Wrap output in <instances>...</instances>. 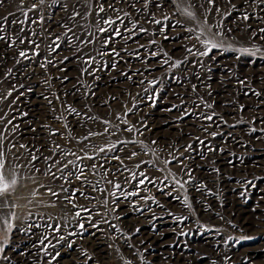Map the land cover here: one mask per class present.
I'll return each instance as SVG.
<instances>
[{"label":"rangeland","instance_id":"obj_1","mask_svg":"<svg viewBox=\"0 0 264 264\" xmlns=\"http://www.w3.org/2000/svg\"><path fill=\"white\" fill-rule=\"evenodd\" d=\"M115 28L131 38L105 45ZM261 28L252 0H4L0 153L18 183L0 264H264ZM201 29L222 45L204 56Z\"/></svg>","mask_w":264,"mask_h":264},{"label":"snow or ice","instance_id":"obj_2","mask_svg":"<svg viewBox=\"0 0 264 264\" xmlns=\"http://www.w3.org/2000/svg\"><path fill=\"white\" fill-rule=\"evenodd\" d=\"M40 2L43 3L44 0H40ZM209 2H213V0H209ZM229 2H231V0H229ZM246 2H247V0H246ZM3 3H4V0H0V5H3ZM252 3L258 4V5L261 7V10L264 11V0H252ZM35 7H36V5H33V8H35ZM233 7H234V5H233ZM113 10H114V11H118V9H113ZM98 11H99V12H103V11H104V8L101 6V7H99ZM76 15H79V13H76ZM187 15L192 16L193 14L190 13V12H188ZM248 18H249V17H248L247 14H245L244 17H243V19H245V20H247ZM117 19H120V17H117ZM105 23H107L108 25H112V24H115L116 21H115V20H112V19H106V20H105ZM155 23H161V22H160V21H155ZM137 30L140 31V32H145V31H147L146 29H143V28L136 29V26H135V25H133V28H132V29H126V31L132 33V35H134V34H135V31H137ZM68 31H71V29H68ZM99 31H100V32H107L108 29L101 27V28L99 29ZM190 31H192V30L190 29ZM259 31H260V33H264V28H261ZM203 34H204V33H203V29H201L200 34L196 37V39H197L198 41H200V43L203 45V47H204V49H205L204 51H202V52L199 53L201 56L208 55V53L211 52L213 49H217V48H220V47L222 46L221 43L218 42V41L215 39V37H208V38H205L204 40H200V35H203ZM89 35H90V33H89ZM219 35H222V34H220V33L215 34V36H219ZM115 37H120L121 39H124V40H128V39L131 38V36H124V34H123L122 32H120L119 28H115V29H113V31H112V33L110 34V36H109L108 38H106L105 41H104L103 43H104L105 45H107L108 43H112V42H114ZM262 38H264V37H262ZM56 39L59 40V37H57ZM83 43H85V44H87V43H92V41H91V40H86V41H83ZM151 43H155V41H152ZM36 47L38 48L39 45L37 44ZM55 48H59V44H58V43L55 44ZM55 48H53V51L55 50ZM187 51H188V52H191L192 49L189 48V49H187ZM237 51L241 52L242 54H249V53H250V54H252V55H255V52H251V50L248 49V48L238 49ZM257 51H258V49H257ZM35 54L38 55V53H35ZM104 54H105V53H100L101 56L104 55ZM107 54H110V55H112V56H114V57H118V56H119V52H117L114 48L111 50L110 53H107ZM19 55H20V56H26L27 53L21 51V52L19 53ZM137 55H138V53H137ZM165 55H166V54H165ZM67 59H68V57H65V58H64V60H67ZM94 60H95L94 57H92V56H88V58H87L86 60H83V61H82V63H83L84 65H87V67H85V68L82 69V73H84V72H88V67H91V65L93 64ZM62 62H63V61H62ZM163 63H164V64H168L169 61H168L167 59H165V60L163 61ZM176 63L179 64V63H181V62H180V61H177ZM115 64H116V61L114 60V61H113V64H112V67H115ZM40 66H41V67H45L46 65L41 64ZM103 66H104V65H102V67H103ZM98 70H99V69H93V71H92V72H88V74H89V75H92V76L94 77V79H98V77H95V71H98ZM124 75H127V74L124 73ZM65 79H66V78H65ZM141 82H143V81H141ZM149 83L152 84V85H155L156 83H158V81L153 80V81H150ZM241 83H244V82L241 81ZM193 90H195V86H193ZM93 94H94V93H93ZM254 94L257 95V96L260 95V93H258V92L254 93ZM149 99L154 100V99H155V93H153L152 97H149ZM205 106L208 107V108H211V107H212V105H210V104H206ZM173 107H176V106H173ZM169 110H172V109H169ZM68 111H69V112H76V110H75L74 108H71V106H68ZM240 111H243V105L240 106ZM185 115H191V113H188V112L186 111V112H185ZM202 115H203V119L208 120V121H213V122H215V121H214L215 113L207 114V115L202 114ZM103 123H104L105 125H107V124H109L110 122H109V121H103ZM224 123L226 124L227 121H224ZM233 127H235V125H233ZM126 130H127V131H132V128H127ZM202 130H203V131H207L206 128H204V129H202ZM252 131H256V129L253 128ZM261 131H264V129H261ZM107 132H108V129H107V128H105L104 133H92V132H89V134L86 135L83 139H84V140H88L89 137L92 136V135H104V134L107 133ZM209 135H211V136L214 137V136L217 135V133L213 132V133H209ZM197 141H198L200 144H204V141H203V140H200L199 137H197ZM124 143H127V141H125ZM152 143H155V141H153ZM57 147H59V146H57ZM189 147H190V146H189ZM99 150H100V152H104V151H106V149L103 148V147L100 148ZM208 150H209V151H213V149L210 148V147L208 148ZM65 154H66V155H68V154L75 155V153H65ZM132 155H136V154L133 153ZM87 158H89V159H95V157H87ZM33 159H35V158H33ZM77 159H81V157H77ZM170 162H171V161H166V163H170ZM6 163H7V161L3 159V154L0 153V196H6L7 194H9V190H10V189H14L15 186L17 185V183H18V180H17V174H16L13 170H10V172H9V174H8L7 176L5 175L4 168H5ZM68 163L71 164L72 161H68ZM65 166H66V165H65ZM77 167H78V166H77ZM50 168H51V166H49V169H50ZM217 171H218V170H217ZM53 175H54V174H53ZM80 175H81V176L83 175V171H82V170L80 171ZM187 175L189 176V178L191 177V171H190V170L188 171ZM78 178H79V177H78ZM149 182L151 183V181H149ZM187 182H188V181H185L184 183H187ZM139 183H140V184H143L144 181L141 180V181H139ZM184 183H181L180 180H175V184H176V185H179L180 188H183V187H184ZM114 187H115L117 190L120 189V185H119V184H115ZM49 191H51V190H49ZM101 191H103V189H101ZM52 194H53V195H56V193H52ZM131 194H132V195H138V193H136V192H133V193H131ZM113 195H115V193H113ZM176 199H180V197L177 196ZM184 203L187 204V199H186V198L184 199ZM188 206L190 207V205H188ZM7 207H10V206H9L6 202H0V208H7ZM76 215L79 216L80 213L77 212ZM14 218H15V213L13 212V213L11 214V217H10V218H8V219H4L3 223L7 226V228L11 229V228L13 227L12 223H10V220H11V219H14ZM83 227H84V226L81 224V225H80V228H83ZM137 231H138V229H137ZM73 235H74V234H73ZM68 246L71 247V242H69V245H68ZM58 255H59V253H57V256H58Z\"/></svg>","mask_w":264,"mask_h":264},{"label":"bare ground","instance_id":"obj_3","mask_svg":"<svg viewBox=\"0 0 264 264\" xmlns=\"http://www.w3.org/2000/svg\"><path fill=\"white\" fill-rule=\"evenodd\" d=\"M226 185V184H225ZM154 225V224H153Z\"/></svg>","mask_w":264,"mask_h":264}]
</instances>
